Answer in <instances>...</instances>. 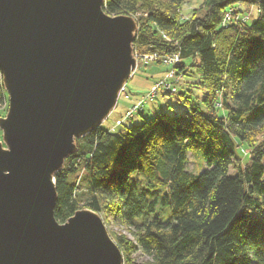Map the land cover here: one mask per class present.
Segmentation results:
<instances>
[{"label": "trees", "instance_id": "trees-1", "mask_svg": "<svg viewBox=\"0 0 264 264\" xmlns=\"http://www.w3.org/2000/svg\"><path fill=\"white\" fill-rule=\"evenodd\" d=\"M182 1L105 0L104 9L146 12L134 46L178 51L197 71L204 108L182 91L185 114L158 111L77 138L55 173L54 214L63 222L87 206L125 225L134 240L116 236L124 264H264V0H204L202 12L181 20ZM235 3L256 4L259 13L226 22ZM6 95L0 72V105ZM193 148L206 161L200 173L188 167ZM137 250L149 258L138 260Z\"/></svg>", "mask_w": 264, "mask_h": 264}, {"label": "water", "instance_id": "water-1", "mask_svg": "<svg viewBox=\"0 0 264 264\" xmlns=\"http://www.w3.org/2000/svg\"><path fill=\"white\" fill-rule=\"evenodd\" d=\"M105 0H0V264H124L100 213L54 214L55 173L137 67V19Z\"/></svg>", "mask_w": 264, "mask_h": 264}, {"label": "rangeland", "instance_id": "rangeland-1", "mask_svg": "<svg viewBox=\"0 0 264 264\" xmlns=\"http://www.w3.org/2000/svg\"><path fill=\"white\" fill-rule=\"evenodd\" d=\"M203 2L204 0H183L180 10H177L179 19H188L195 12H202L200 11V8L203 6ZM258 11V6L256 4L235 3L234 5H231L227 8V12L231 15L232 19L242 18L249 21L258 15ZM145 14L146 12L139 10L135 13V15H132L137 19V17H143ZM137 23L139 30L138 19ZM133 49L134 55L137 59V67L121 90L116 103L117 105H115L110 114L102 121L101 125L103 127L110 128L114 131H119L124 126L130 125L131 123H140L144 120L151 119L158 111L163 110L174 114H185L189 111V108L187 103L179 98L181 94L180 92L182 91L187 95H190L195 101L199 103L202 108H204L202 99L206 91L199 85L197 71L194 66L189 63V61H183L179 54V61L173 65V61L166 62V58H151V53H153V51L150 49L139 47L137 45L134 46V44ZM170 53L173 54L179 52L173 51ZM166 54L169 53H161V55ZM180 62H183L184 68L178 67V63ZM172 68L176 73V79H173L175 77H168L167 75V72ZM167 77L168 80L174 81V84L177 87V92L159 89V92L155 96L146 98L140 109L137 108V111L135 110V112L132 114H128L130 107L133 104L139 102L142 97L145 98L148 91L159 78ZM7 96L8 93L6 95V100L2 105H0V116H5L7 112ZM220 110L222 111V108H220ZM0 139H2L1 128ZM248 152L249 148L245 144L239 142V145L237 146V153L241 156L243 162L248 161ZM188 167L194 173H200L204 168H206V161L201 150L197 148L189 150ZM230 172L236 173L235 167L231 166ZM82 173L83 172L81 171L78 176V179H80L78 188L81 190L84 189V185H82ZM99 213L102 216L110 235L115 240L117 239L116 236L118 234H124L125 236L134 240L133 235L125 225L107 221L101 212ZM134 256L138 260H146L149 258V256L141 250L135 251Z\"/></svg>", "mask_w": 264, "mask_h": 264}, {"label": "built area", "instance_id": "built-area-1", "mask_svg": "<svg viewBox=\"0 0 264 264\" xmlns=\"http://www.w3.org/2000/svg\"><path fill=\"white\" fill-rule=\"evenodd\" d=\"M232 17L231 15L226 12L225 13V21H229L231 20ZM162 52H157V51H153V53H151V58H159V57H162V58H166V62L168 61H173V65L179 61L180 57H179V53H169V54H166V55H161ZM136 58V56H135ZM170 58V59H169ZM137 61V59H136ZM175 72L172 69H170L168 72H167V75L168 77H175ZM168 77L167 78H159L155 83L154 85L151 87V89L148 91L147 95L144 97H142L139 102L133 104L130 109L128 110V114H132L133 112H135V110L137 111V108L140 109L141 105L143 104V102L146 100L147 97H153L155 96L158 92H159V89H162V90H166V91H170V92H177V87L176 85L174 84V81H170L168 80ZM173 79H176L173 78Z\"/></svg>", "mask_w": 264, "mask_h": 264}]
</instances>
